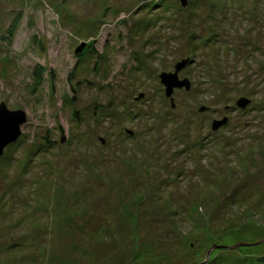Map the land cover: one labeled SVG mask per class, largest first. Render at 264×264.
Here are the masks:
<instances>
[{"label": "rangeland", "instance_id": "374dc122", "mask_svg": "<svg viewBox=\"0 0 264 264\" xmlns=\"http://www.w3.org/2000/svg\"><path fill=\"white\" fill-rule=\"evenodd\" d=\"M181 2L0 0V264H264V0Z\"/></svg>", "mask_w": 264, "mask_h": 264}, {"label": "water", "instance_id": "95a60500", "mask_svg": "<svg viewBox=\"0 0 264 264\" xmlns=\"http://www.w3.org/2000/svg\"><path fill=\"white\" fill-rule=\"evenodd\" d=\"M182 5L186 3V0H181ZM83 45H80L76 48L75 53L80 52ZM188 60L183 59L180 62H177L174 65L173 72H162L159 75L160 82L164 86L165 96L169 98L171 106H174V100L172 97L174 89L184 88L185 90L190 89V82L187 79H179L178 73L183 69ZM143 94L140 93L137 98L142 97ZM250 102L249 99L245 97H240V99L236 102V105L240 108L246 107ZM200 110H205V107H201ZM26 121V115L23 110H11L9 109L5 103H0V157L3 154L5 147L9 144L15 142L21 134V124ZM227 122L226 117L220 120H214L211 124V129L213 131L219 129L224 126ZM129 134H132L131 131H127ZM103 142V140L101 141ZM260 242L243 244V245H256ZM235 247V246H234ZM210 251V250H209Z\"/></svg>", "mask_w": 264, "mask_h": 264}, {"label": "trees", "instance_id": "16d2710c", "mask_svg": "<svg viewBox=\"0 0 264 264\" xmlns=\"http://www.w3.org/2000/svg\"><path fill=\"white\" fill-rule=\"evenodd\" d=\"M259 246H261V244L260 245H258L255 249H258L259 248ZM258 251H261V250H258ZM210 259H211V257H210ZM213 259V258H212ZM261 263L263 262L264 263V257H262L260 260H259Z\"/></svg>", "mask_w": 264, "mask_h": 264}]
</instances>
